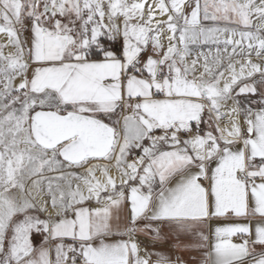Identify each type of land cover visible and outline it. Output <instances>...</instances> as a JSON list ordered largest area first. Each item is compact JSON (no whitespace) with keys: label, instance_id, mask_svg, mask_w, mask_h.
Segmentation results:
<instances>
[{"label":"snow or ice","instance_id":"6c2138e0","mask_svg":"<svg viewBox=\"0 0 264 264\" xmlns=\"http://www.w3.org/2000/svg\"><path fill=\"white\" fill-rule=\"evenodd\" d=\"M0 264H264V0H0Z\"/></svg>","mask_w":264,"mask_h":264},{"label":"rangeland","instance_id":"374dc122","mask_svg":"<svg viewBox=\"0 0 264 264\" xmlns=\"http://www.w3.org/2000/svg\"><path fill=\"white\" fill-rule=\"evenodd\" d=\"M254 22H256V23H257V22H259V21H255V18H254Z\"/></svg>","mask_w":264,"mask_h":264},{"label":"bare ground","instance_id":"6f19581e","mask_svg":"<svg viewBox=\"0 0 264 264\" xmlns=\"http://www.w3.org/2000/svg\"><path fill=\"white\" fill-rule=\"evenodd\" d=\"M257 23H259V22H257Z\"/></svg>","mask_w":264,"mask_h":264}]
</instances>
